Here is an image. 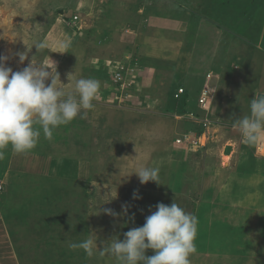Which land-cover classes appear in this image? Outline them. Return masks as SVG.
Wrapping results in <instances>:
<instances>
[{
  "label": "rangeland",
  "instance_id": "obj_1",
  "mask_svg": "<svg viewBox=\"0 0 264 264\" xmlns=\"http://www.w3.org/2000/svg\"><path fill=\"white\" fill-rule=\"evenodd\" d=\"M223 1L0 0V54L8 56L6 66L20 71L33 60L52 67L66 94L74 92L71 82L78 78L101 83L84 118L58 127L51 140L41 134L28 153L6 150L0 161V216L8 221L0 225V264H118L114 256L100 254L104 244L143 226L157 204L173 202L198 218L190 264H264V159L242 160L256 145L246 144L234 122L228 125L224 118L227 125L208 133L203 153L173 148L178 128L171 116L179 104L174 93L209 69L204 58L214 47L212 38L228 30ZM246 1L247 21L240 32L228 31L239 33L246 48L233 52L248 59L238 71L223 66L211 110L217 119L220 106L241 91L238 73L251 71L248 83L263 80L264 87V66L251 61L255 49L264 51V0ZM74 16H79L76 24ZM37 42L45 44L40 52L33 47ZM64 43L69 46L61 47ZM21 52L28 54L23 64L16 55ZM147 56L154 66L149 62L148 72L134 85L129 80L123 92L121 85L115 87L114 71L100 73L105 61L120 66ZM187 89L189 107L199 90ZM249 112L234 108L226 117L233 121ZM252 164L258 178L248 174ZM141 167L158 168L159 183L142 185L133 174ZM105 208L120 215H106ZM85 238L97 241L92 256L68 247Z\"/></svg>",
  "mask_w": 264,
  "mask_h": 264
},
{
  "label": "clouds",
  "instance_id": "obj_2",
  "mask_svg": "<svg viewBox=\"0 0 264 264\" xmlns=\"http://www.w3.org/2000/svg\"><path fill=\"white\" fill-rule=\"evenodd\" d=\"M67 43L61 47L67 48ZM40 52L43 42L33 45ZM32 47V48H33ZM21 64L28 59L27 52L16 54ZM8 56L0 54V161L5 159L6 150L25 154L35 148L39 137L51 140L58 127L67 125L77 116L84 118L94 107L101 83L95 78H78L72 81L74 92L66 94L59 74L52 67L37 64L31 60L20 71L6 66ZM54 65V64H53ZM55 68V66H54ZM51 69V71H49ZM69 74V77L73 76ZM50 81V83H47ZM70 81L67 83L69 84ZM249 114L234 119L243 141L249 145L264 142V95L255 96L249 104ZM142 185L158 182L159 169L141 167L134 172ZM133 198H139L133 193ZM106 215L117 217L114 210L103 209ZM127 215V206L122 205ZM198 218L180 205L159 203L156 210L145 218L143 226L130 228L123 240L113 237L106 242L101 255L114 256L118 264H190L189 257L196 252L195 239ZM70 249H82L88 256L97 249V241L85 238L69 242ZM154 255L147 256V250Z\"/></svg>",
  "mask_w": 264,
  "mask_h": 264
},
{
  "label": "crops",
  "instance_id": "obj_3",
  "mask_svg": "<svg viewBox=\"0 0 264 264\" xmlns=\"http://www.w3.org/2000/svg\"><path fill=\"white\" fill-rule=\"evenodd\" d=\"M228 30H233V29L228 27ZM228 30L227 29L220 30V32H217V34H216L217 36L215 38H212L213 39L212 41H214V47H213V49H210V50H208V52L205 53L207 58L203 57L204 61L208 60L207 66L209 69L206 70V72L203 71L202 73L198 69V73L200 72V74L194 76V79L189 81V83L186 82L185 85H182L183 88L185 89V94L182 95V97L179 100L178 99L176 100L179 104L175 108V110L173 111L172 116H171L172 119L176 122V125L178 128L176 130V132H174V138H173V148H175L176 150H179V148L175 145L176 139L178 137H180L182 134H184L190 128V124H188V122L186 123L185 121H178L175 116L183 115V114H186L188 112H193L195 114H200L201 116L205 117V113L202 112L201 110H199V107H198V99L200 97L201 90L203 89L205 84L209 83L210 86L216 90V95H215V98H214L212 105H211V107L213 108L215 101H216L217 94L219 92L218 89H219L220 84H221L220 75H222L223 66L226 68V69H224V71L225 70H229V71L232 70V72H234L235 70L238 71V69H240L239 63H242V62H244L245 59L246 60L248 59L247 58L248 54L246 55V53H242L243 51H245L246 48H245V46H243V44L240 43L242 38L239 35V33L238 34L234 33L235 30L231 31V32ZM201 47H203V46H201ZM238 50H241L242 52L241 53L240 52H238V53L233 52V51H238ZM263 52L264 51H261V49H255L254 50V53L252 55V60H251L253 62L252 65L258 61H261L262 65L264 66V53ZM233 53H235V54H233ZM153 59H154L153 57H148V56L146 58H144V57L140 58L139 60L134 58V60L132 62H130V64H125V65L133 66L134 70H135L134 73H132L130 76H128V82L130 80L134 85V83H136V81L143 76L142 73L144 71H147L149 68H151V66L149 65V62L152 64V67L154 66L155 60H153ZM103 65H104L103 66L104 72H100L103 74H105V70L112 73L113 71H115L119 68V64L117 63V61H111V62L105 61ZM251 68H252V66H251ZM224 75H225V72H224ZM251 75H253V74L249 70H248V72L243 71L242 73H238L237 76L239 78L240 77L242 78V80H241V84H242L241 91L238 92V95L235 97L234 100H232V97H230L231 101H228L227 104H225V105L223 104V106H220V110L223 108L224 109L221 111L220 114H218V119L215 117V112L214 113L211 112L210 116H211V119L213 121L219 122V124L223 125L225 128V125H227V124L223 123L224 118H226L228 120V122H229V123L227 122L228 125L232 124L234 122V121H229V119L226 117L227 113L229 111H231L234 108H239L242 112H244V110L250 111V108H249L250 101L252 99H254L255 96L258 97V96L264 95V87L261 84V83H263V80H260L257 82L255 79L254 80L255 82L248 83ZM208 76H211L210 80L208 79ZM129 78H131V79H129ZM139 81H141V80H139ZM188 85L190 86V90H192V89H193V91L199 90V92H198L199 96L195 100L196 103H193L194 105H192V106L189 105V107H188L185 104V105H182L183 107L181 109L180 103L183 102L184 100H186L185 96L188 95V89H187ZM179 89L177 88L174 95L178 94ZM108 91H106V93L113 94L112 92H108ZM112 91H113V88H112ZM175 99H176V97H175ZM191 99H194L193 95H191L190 100ZM184 103H188V102L184 101ZM185 106L188 107L187 108L188 111L185 110L186 109ZM179 111L181 112L180 114L177 113ZM176 125L173 127L174 129L176 128ZM223 126H221V127H223ZM233 130H238V128H234ZM163 133H162V135H163ZM162 135L159 138H161ZM165 140L167 141L168 139H165ZM244 149H245V147L243 148V151L245 153ZM204 151H206V150L202 149L200 152L203 153ZM232 153H230L231 154L230 157L232 158V161H233V156H235L237 153L236 152L234 153V151H232ZM245 154L246 155H244V157L246 159H244V158L242 159V160H244L243 161L244 163L255 164L257 161L254 159V157L257 160H259V157H257L255 154V150L252 151L251 153L249 152V153H245ZM174 155L176 156V154H174ZM178 155H177V157H179ZM191 155H193V154H191ZM261 159L259 161L262 163ZM253 164H252L251 169L248 172V174L255 175L256 178H258L259 175H258L257 169H255L256 166ZM231 167L233 169L232 163H231ZM238 169H240V167L237 168V171H239ZM251 175H248V177ZM239 176H241V174H239ZM7 221L8 220L5 217L4 213H2L0 216V225L2 223L4 225H7ZM2 236H3V239L8 242L9 239H8L7 233H6V235L3 234ZM5 245H6V243H5Z\"/></svg>",
  "mask_w": 264,
  "mask_h": 264
},
{
  "label": "built area",
  "instance_id": "obj_4",
  "mask_svg": "<svg viewBox=\"0 0 264 264\" xmlns=\"http://www.w3.org/2000/svg\"><path fill=\"white\" fill-rule=\"evenodd\" d=\"M78 20L79 16L73 17L74 24H76ZM134 71L133 66L121 64L119 68L114 71L112 76L115 86L121 85L123 92L124 88L131 84L128 82L127 77L134 73ZM208 79L210 80L211 76H208ZM184 94L185 89L180 88L175 97L179 100ZM215 95L216 90L212 88L209 83L205 84L198 99L199 110L205 113V117L193 112L175 116L179 121H185L190 124V128L175 141V145L179 150L186 148L188 151H195V149L200 151L207 145L206 139L208 133L219 126V122L213 121L210 116L212 110L211 105ZM255 154L257 157L264 159V142L256 144Z\"/></svg>",
  "mask_w": 264,
  "mask_h": 264
},
{
  "label": "trees",
  "instance_id": "obj_5",
  "mask_svg": "<svg viewBox=\"0 0 264 264\" xmlns=\"http://www.w3.org/2000/svg\"><path fill=\"white\" fill-rule=\"evenodd\" d=\"M242 1V2H241ZM246 1V0H245ZM245 1L244 0H224L222 2V4L220 5L222 7V9L226 10L227 12L224 13V15H227L228 21L225 24L234 29L236 32H240L241 31V25L242 20L244 19V23L247 21V17H244V9L243 6L245 5ZM255 3V2H253ZM246 4H249V0L246 1ZM256 5L259 4V2L257 1L255 3ZM183 6V5H182ZM251 11V10H250ZM180 10H175V13H180ZM252 19V16H250V20ZM233 21H236L235 24L233 23ZM238 21V23H237ZM229 23H233L232 25H230ZM236 27V28H233ZM187 100V98H186ZM185 101V100H184ZM184 101L181 102L184 105Z\"/></svg>",
  "mask_w": 264,
  "mask_h": 264
}]
</instances>
